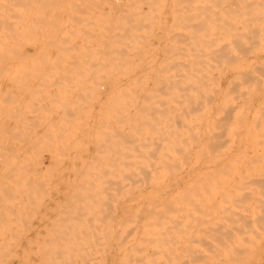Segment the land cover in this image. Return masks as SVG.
<instances>
[{"label": "rangeland", "instance_id": "rangeland-1", "mask_svg": "<svg viewBox=\"0 0 264 264\" xmlns=\"http://www.w3.org/2000/svg\"><path fill=\"white\" fill-rule=\"evenodd\" d=\"M3 1H5V0H3ZM6 1H11V0H6ZM20 1H24V0H20ZM28 1H30V0H28ZM44 1L46 2L45 4L39 3L40 7L41 6H43V7H45V6L51 7L52 6L53 7L55 5V3H57V4L59 3V0H58V2H57V0H53V1L48 0V2L46 0H44ZM50 1L54 5L51 4ZM54 1H56V2H54ZM73 1H75V0H73ZM73 1L71 0V3L69 4L67 2V0H63V3L61 0L60 4H63L64 6H66V8L67 7L78 8L79 5H81L79 7L80 9L81 8L83 9V7H84V4L81 3L82 1L87 2L89 5L91 3L90 8H92V6L95 4V6H93V7H95V9H98V7L103 6L102 3L105 6V7L103 6V9H107L106 6H108V5L106 3L108 1H109L108 2L109 6L113 5V2H116V1H117L116 3L118 4V0H114V1L112 0L113 2H111V0H105L106 1L105 3H104V0H94V2L99 1L100 3L98 2V4H100V5L94 3L93 0H90V1H92L94 4L92 2H90L89 0H76L77 3H79L78 5H77V3H74ZM261 2H263V1H261ZM0 3H3V2L0 0ZM47 3H50L49 6H47L48 5ZM65 4H69L70 6H67ZM32 5L33 4H29L28 6H32ZM63 5H60V7H58V8L64 7ZM0 6H14V5H12V4H10V5L0 4ZM25 6H27V5H25ZM34 6L36 7L35 4H34ZM114 6H116V5H114ZM86 7L88 8V5ZM164 17L165 18L168 17V20H170V17L168 15H165ZM169 24H171V22H169ZM256 24H259V23L257 21L255 23L252 21H249L247 23V25L238 24L237 27L240 29L239 31L243 36H241L239 38V40H238L239 43L237 42L236 44H232L228 49L224 48L226 46V43L219 44V47L221 46V47H223L221 49L225 50L223 60L217 63V64H219L218 65V73L219 74L217 75L218 85H216L215 82L213 84L214 87H216V88L218 87L219 91L217 92V91L209 90V93H208L207 98H206V99L210 100L209 109L206 110L204 108L205 98H203L201 101L202 104L196 105L194 107L193 106L190 107L189 111L187 113H185L184 119L186 122L185 124L187 126L182 127L180 125V123L178 122L180 120V118L176 117V121L178 122L177 127L179 128V131H181L182 129H185V131H187V130L191 131V133L189 135H187L185 138H183V142L178 145L179 149L183 148V151H185V153H187L189 155V157L187 159V162H189V163H186L184 165L185 169H188L190 166H192L193 161L195 160L196 154L203 149V147L206 145V143L215 139V141H218V143L220 145H222L219 148V150L223 151V154H225V153L227 154L226 155L227 157L226 156L221 157L222 160L220 162H222V163L220 164V166L223 165L224 169H226L227 171L228 170L230 171L229 176L233 175V174H235V175L229 177V179L231 178V182L229 179H228V181L224 180V182L220 181L221 184L219 183V181L218 182L216 181L213 183H209V184H211V186L209 185V187H208V185H207V187H208V189L209 188L211 189L210 190L211 192H214L213 189L217 190L219 188L218 189L219 191H220V189H222L224 191L226 188L227 190H231L230 191L231 193L227 190L224 191L225 192L224 193V192H221L222 191L221 190L220 191L221 193L218 192L220 195L217 193V200L216 199L213 200V199H211L213 196L209 198V196H210L209 193H211V192L208 189H205L206 192H204L202 194L203 198L197 197V196H199V197L202 196L200 194L197 195V192L202 193L204 191V188H206V183L205 184L203 183L205 187L203 185H200V186L204 187L202 189V187H198V185H195L196 187L191 185V182L189 180H188L189 183H188V181L186 183L182 182L183 188H185V186L190 184L189 187L187 186L189 188L188 190H187V188L186 189H182V187L180 188L183 190V192H182V190H180L178 192L176 189V188L180 187V185L182 186L181 182H178L177 184L176 183L170 184L171 186L174 184L173 188L171 187L172 190H170L171 188H168L169 187L168 184L165 185V187L163 186L164 190L168 188L167 191L169 193H167V191L165 190L166 191L165 194L167 193L168 198H170V199L174 198L173 200H176L175 198H177L176 203H175V201L173 202V200H171V202H169V203H172V202L174 203V204L170 205V208L172 206L175 207L176 205H178V203H179V205L182 204L181 207L188 205L187 207L185 206L184 209L185 208H187V209L192 208L193 206H195V205H193L194 203L197 204L196 200L194 201V198L195 199L198 198L199 200H197V201L199 202L201 200V203H198L197 205H200V204L202 205L203 203H205V205L203 204L205 208H203V206H200L202 208V210L204 209V211H200L199 209H201V208L199 206H198L199 208H197V206H195V208H197L196 210H198L197 212L195 210L196 216H197V213L199 214V211L201 213H203V214H199V215L203 216L207 207H208L206 210L207 212L209 211V213H210V210H212L215 213L216 209H219V208H216L215 206L218 204L220 205V204L224 203L223 204L224 206L221 205L223 207V208L221 207L223 212L221 210V211H218L217 214L219 213L218 214V216H219L220 212H221V213H223L221 215L222 216L225 215L224 217H226L228 215V214L226 215V213H229V215L227 216L228 218L226 217L227 218L226 219V218H223L222 216H221V218H219L217 216L214 217V214H213V217H212L214 219L213 226L218 223L217 226H214V227L211 225V223H209V221L212 222L213 219L210 218V220H207L209 225H211V227H209V228L211 230L214 229V231H215L214 233L212 232L213 234H211V235H208V233H207V238H209V239L212 238L211 240L213 242L215 241L214 244L210 245L212 243L211 240H209V243L211 242L209 244L208 241L204 240L205 237H203V239H201L203 236L202 234H204V236H205L206 235L205 233L208 232V230L210 231L209 234L211 233V230L209 228L206 227V229H208L206 231V229H202V227H201L203 225L208 226V224L206 222V215L203 216L205 218V220H203L204 219L203 217L201 218L200 216H198L201 218V220H200V218H198V217H197L198 219L194 218V216H195L193 214L194 212L192 213V211H190L194 207L192 209H189L190 213H192L194 216L191 215L189 213V211H187V209H185L187 211V213H186L187 216L191 215L190 216L191 219L193 216V219L195 221L197 219L198 221H196V223H197L196 224L193 219H192V221L189 219L190 222H188V226H187V223H186L187 221H185V218H186V220H188V217L185 214H182V215L179 214V217H178L179 223H183L185 221V223H186L185 230H188L187 227H189V231L188 232L186 231L187 232L186 233L184 230L185 234H183L182 232L184 229V225H182L183 226L182 227L183 229H182L181 225L179 224L180 225L179 228L182 229V232L180 230V233H182L184 236H187V234L190 233V235H192L191 237H193L194 234L195 235L197 234L196 236H198V233H199L200 236H198V237L194 236V237H196V240L194 238L191 239L188 235V238H189L188 240H190V239L193 240V243L195 245H193L191 240L189 241L190 243L186 242V241H188V240H186V237H183L182 239L181 238L178 239L177 238L178 236H176L177 239L176 238L174 239V236H173V238H171L172 240L170 241L171 243H173V245L170 244V247L173 246V247H171V250L173 248H175L174 247L175 242H176V240H179L180 242L178 241V244H180V245L178 246L176 244V246H178L180 248V249H178V247H177L178 251H176L175 249H173L172 251L171 250L170 251H163V250L145 251L147 253H157V254L150 255V256H142V257L136 256L135 258L134 257L125 258V257H121L119 255L116 256V254H119V253L121 255V252H120L121 248H122L121 246H123L122 244H123V241L125 240L124 237L126 236V234L128 232H130V229L133 230V229L139 227L141 217L139 218L138 216L141 215L143 217V216L147 215L146 214L147 211H145V213H144V210L147 208L146 207L143 208L144 207L143 202L145 200L142 199V201H141V199L139 200V199L133 197V196L137 197L139 195V193H138L139 190H136V189L138 188L139 185L141 186V183H145L144 181L147 182V180H145L146 178L144 176H142V179L144 177L143 182H142L141 178H140V180H136L137 183H135L136 181H134V183H135L134 185H137V186H136V188L130 187V190L132 188L133 189L135 188V189L134 190L132 189V191L128 192V193L126 192V190H123V187L120 186L121 180H119V178L122 179V177L119 175L118 171H120V170H118V168H120V167H117V166H119V165H117V163H118V158H121V157H118V155L119 156H121V155L117 154V156H116V153H119V151L122 150V146H123L122 144H123V141L125 138V134H124L125 131L123 132V129H125L126 126L124 124H123L124 128L121 126L122 125L121 123H124L123 118H119L121 115L119 114V111L115 110V109L119 108L117 103H118L119 99L121 98V97L117 96V94L120 92H118V93L116 92L117 90L121 91V87H122L121 85H123V83H122L123 80H121V81L119 80L120 83L117 80V78L120 79L121 75H118L120 77H118L117 75H113L115 73L117 74V72H112L113 74L111 75V73H109L110 72L109 70L108 71L105 70L104 73H106L107 76L105 74V75H102L103 77H101V75H100V74H102V72H100L101 70H92V71H95L93 73H91L92 71H90V70H89L90 73H87L88 70H85L84 71L85 73L81 70L82 71V73H81V71H79L77 69L80 73H75V72H77V70H75V69L72 70L73 68L67 69L69 71L72 70L73 73H71V71H70V73H67V72L65 73V72H62L64 70H62V71L59 70L58 71L59 74H57L56 73L57 70L53 69L56 74L54 72H52L53 74H50L51 70H48L50 68H48V69L47 68L46 69L40 68L43 70L45 69L47 72H50V73L48 74L46 71L44 72V71L38 70V69L37 70L35 69L36 70L35 74H33L34 69H31L32 73L30 70L25 71L27 74H25L24 71H21V73H15V72L13 73L12 71L10 72V70H12V69H10L9 71L8 70H6V72L4 71V73H5L4 74L3 70L0 69V79H1L0 80V98H1L0 104H2V105H0V111H1V109L3 110L0 112V120H1L0 121V124H1L0 125V142H1L0 143L1 144L0 145V179H2V180H0V183H1V185H0V210H1L0 211V217L2 218V219L0 218L1 219L0 222L2 220L6 221V222L2 221L0 223V229H1V226H3L1 229L2 232L0 230V234L2 233V235H3V236L0 235V237L2 236L0 238V242L2 240L3 241L5 240V242H6V240H7V242L11 243L10 244V243L6 242L4 244V242H1L0 244L3 243L2 244L3 247L0 245V247H1L0 251H3L6 248L5 251L3 252V253H6L8 251V249L10 248L9 250H10V254H11L12 253L11 247L13 248V250L16 249L15 250L16 252H18V250H19V253H17L19 260L17 259V256H16L17 254H15L14 251H13V254L15 255V257H10V260H9V256H12L13 254L6 255L8 252L6 254L2 253V255H6V257L2 256V258L8 259V260H4L5 263L19 264V263H21L22 256L24 255L23 259L24 258H25V260H26V258L28 259L27 264H42V263H40V261L43 260L46 256H49L51 251H53V250L56 251L57 247L59 248L60 246H62V247H60L61 250L64 249L67 251L68 248L70 249L72 247V243H73V247L71 249L72 250L74 248L76 249V246H77L76 250H78V252H79V253L76 252L77 254H80L81 252L84 253V251L86 252L87 251L86 249L88 247V251H90V253H91V250L93 248L92 252L93 251L94 252H93V254L91 253L90 255H92V256L95 255V256H93V258H92V256H91V258H89L90 255L87 254L88 252L84 253L83 254L84 256H85V254L88 256V258L86 260H84L86 257L81 256V254H82L81 253L79 256L82 259L79 260L80 257L77 254H75V250H73L74 253L71 250V252L73 254V262H72V256L71 255L67 256L68 255L67 253H71V252H69L70 250H68V252L65 253V256L67 257V259H66L64 254H63L64 250L62 253V251L60 249H58L59 251H57V252L61 251L63 256L61 255V253L60 254L57 253V255H56L57 258L55 257L57 259V261H55V264H59L58 263L59 259H60L59 262H62V264H65L64 263L65 261L63 258H65L67 263H69L71 261L72 264H75V262L77 264V261H78V264H80V262H82V260H83V262H82L83 264H90L92 262H93V264H171V260L172 261L175 260L176 264L178 263V261H179L178 264H197V263H199V264H239L241 261H242L241 264H245L247 261L249 262V264H261V263L264 264L262 262V257L264 256V247H263L264 244L263 245L261 244V242L264 243V238H263L264 236L261 238V235H260L261 233H264V229H263L264 227H262V225H260V223H257V226L260 225L261 226L260 228L263 229V230L260 229L263 232H261L258 227H257L258 228L257 230L254 229L256 231V233L258 231H260V234H259L260 236H257L258 234L254 233L255 231H251L252 227H251V229L249 228L250 226L254 225L255 222L252 221L253 224L250 222V225L248 223L249 221H251L250 219H252L253 217L255 218V216L260 214V212L262 210L260 211L259 207L263 206V208H264V200L262 199L263 198L262 194H264V191H263L264 190V181H260V182L255 181L254 183L250 182L251 187L248 183H246V181H245L246 179H242L239 182V179H241L242 176L246 175L245 172H247V168L252 167V166L264 167V164L262 163L264 161V158H262V154L260 156V153L255 152L257 155H254L255 153L252 150H250L251 145H250V142L248 140V136L246 135V134H249V133H246V129H248L249 132L251 133V134H249V136H253L255 138L257 136L259 127L261 126V124L264 123V104L261 103L263 101L260 100L261 98L264 97V35H260V37L258 36L259 32H258V27ZM261 27H263V26H261ZM250 29L254 30V33H248L247 30L249 31ZM157 41L158 40L154 38V40L152 39L151 42L152 43L154 42V44H155V43H157ZM156 46H157V44H156ZM155 56H156V54H155ZM157 56H158V58L161 57L160 54ZM29 71L31 74L28 73ZM17 72H20V71L17 70ZM22 72H24V74H22ZM38 72H40V73H38ZM94 73H97V74H94ZM114 76H117L116 79ZM4 77H6V78H4ZM17 77H21L19 81H18ZM24 77L27 80L24 79L25 80L24 81L23 80ZM37 77L38 78L41 77V80H40V78L38 80ZM97 77H98V81L100 80L101 82L100 81L98 82L97 80H95V78H97ZM105 77H107L106 78L107 80L109 78H111V79L114 78L115 82L117 80L118 83H116V84H118V86L115 84L113 85V83H115L114 81H112L113 79L111 80V82H113V83L109 82L108 84H111V85L108 86V84H107L108 81H106V79L102 80V78H105ZM44 78H46V80ZM12 79H14V80L17 79V80L12 81ZM21 80H22V82H21ZM105 81H106L107 85L103 84V83H105ZM109 81H110V79H109ZM150 83H151V81L149 82V84ZM25 86L28 87L29 92L27 91L28 89ZM30 86H31V88H30ZM119 86H121V87H119ZM107 87H109V88H107ZM113 87H115V88L117 87V89L113 90ZM107 91H108L109 95H110V91H112L111 92L112 96L115 94L114 92H116V94L113 97L110 95V97H111L110 98ZM30 92L32 94H30ZM3 93H4V95H3ZM112 93H114V94H112ZM107 95H108V97H107ZM23 96H24V98H23ZM116 96L119 99H117ZM120 96H121V93H120ZM19 97H21L23 100ZM229 97H232L235 101V102L234 101L233 102L236 103V105H238L237 110H235L234 112H229L228 110H226V109H229V107L226 109L224 108L225 107L224 104H225L227 98H229ZM13 100H16L17 102L20 101L19 105L17 106L16 104H14L15 101L13 102ZM35 100H36V102L39 100L38 102H40L41 104L36 103ZM245 100L248 101L247 104H245V102H246ZM259 100H260V103H259ZM9 101H10V103H8ZM24 101L27 103H25ZM30 101L33 103H31ZM21 102H22V105H24V106L21 105ZM29 102L31 103V105ZM113 102L114 103L116 102L115 104L118 108L116 106H113V105H115V104H113ZM13 104H14V107L11 106ZM37 104H38V106H37ZM109 104L111 105V107H109L110 106ZM118 104H121V101H119ZM243 104H245V105H243ZM39 105H41V106H39ZM16 106L17 107L20 106V107L17 108ZM119 106L121 107V105H119ZM26 107H28V108H26ZM113 110L116 112H114ZM2 112H4V113H2ZM113 112L117 113L118 117L116 116L117 114H114ZM8 113H9V116H8ZM204 113H209V117L207 119H205L204 121H202L201 116H203ZM113 116H114V118H113ZM8 117H10L11 119ZM115 117H117L118 119H116ZM6 118H7V120H6ZM2 120H3V122H2ZM8 120H10V121H8ZM111 120H112L113 124L111 123ZM117 120H120L121 123ZM180 121H182L184 123L183 119H181ZM10 123H13V125ZM116 123H119L120 124L119 127L123 128V129H121V133H120V131H117V129L119 127H117ZM109 124H110V126H109ZM231 124H233V126L236 128V134H235L236 138H235L233 143H231L227 139V135H226L227 131L225 130L227 128V126H229ZM111 126H112V130H111ZM114 127L116 130L114 129ZM1 128H4V129H1ZM117 132L119 133V136H118ZM10 133H11V135H10ZM115 133L117 135H114ZM216 133H217V138H216ZM112 134H113V136H112ZM117 137L120 139L119 140L116 139ZM261 139H262L261 137L257 138L258 141ZM116 140L119 142H120V140H122V142H120L122 146L120 145V143H119V145H120L119 146ZM3 142L5 143V145L3 144ZM111 145H113V146H111ZM116 145H118L117 146L118 150L120 147L119 151L116 149V147H115ZM246 146L249 149L248 152L243 151V150H245L244 148ZM4 147H7V148L5 149ZM113 147H115V148H113ZM5 151L7 154L5 153ZM108 151H111L112 153L108 152ZM115 151H117V152H115ZM246 153H248V154H246ZM121 154H122V152H121ZM5 155H10L12 157L11 158L12 159L11 164L9 162L10 157L8 156V158H7V156L5 157ZM3 157L6 158V161H5V158H3ZM205 157H206L207 161H206V163H202V165H204V167H205V165L211 166L210 165L211 163H209V161L212 158H210L209 156H208L209 157L208 158L207 153L203 158L205 159ZM254 157H255V160L258 159L257 163L254 160ZM111 159H112V161H111ZM204 159H203V162L206 160V159L205 160ZM223 159H225V161ZM8 162L10 165L7 164ZM225 162H227V165ZM4 163H5V165H4ZM114 163H116V164H114ZM114 165H116V166L114 167ZM233 165H235V166H233ZM234 167L236 168V170ZM232 168H234V169H232ZM231 171L233 173H231ZM237 171H238V174L240 173V175H237V173H236ZM189 173H191V172H189ZM241 173H243V174H241ZM234 176H235V179L233 178ZM3 177L6 179H4ZM114 177L117 178V180L114 179ZM243 178H245V177H243ZM3 179L5 180V182ZM233 179H234V181H232ZM236 179L238 180V182H236L237 181ZM2 181L5 184H3ZM234 182L241 184L240 187L242 186V188H241L242 192L240 191V193L237 194V192H239L240 187L238 185H233L232 183H234ZM247 182H249V181H247ZM214 183H217V185L220 184V186L216 187V184H215V188H214V186H213ZM223 183H225V184H223ZM258 183L263 185V187L258 185ZM229 184L230 185L232 184L233 186L231 185V187H230ZM246 184L251 188V190L253 189L254 185H255V187L259 186L257 188L254 187L255 188V189H253L254 191L252 190L253 195H255V197L248 193L251 190H249L250 188L249 189L247 188L248 186ZM134 185L132 183V186H134ZM143 185L144 184H142V187L140 188V190H142V188H143V190L146 188L149 189V186L147 185V183H145V185H144L147 187L144 188ZM243 185L247 186L245 191H244L245 187ZM191 186L193 187L192 191H193V194L195 195L194 197H193L192 191H189L192 189V188L190 189ZM222 186L224 189L222 188ZM197 187H198V189L201 188L203 191L195 189ZM234 187L235 188L237 187L236 190L238 188L239 189L236 191ZM118 188H120V189H118ZM174 188H175V190H174ZM258 188H261V189L258 190ZM121 189L123 190V192ZM194 189L196 191L197 190L198 191L194 192ZM185 190H186V193L184 192ZM233 190H234V193H233ZM260 190H262V191L260 192ZM172 191L173 192L176 191L175 193H173L174 195L172 194ZM246 191H248V192L246 193ZM256 191H257L258 195L256 194ZM132 192H133V194H131ZM190 192L192 195L190 194ZM216 192L211 193V195L215 194ZM226 192H227V194H226ZM228 192L231 194V196ZM258 192L262 193V194L260 195ZM124 193H127V194H124ZM176 193H177V196L180 195V197H181V195H183L181 197V198H183V199H181V202L178 201L180 199V198H178L179 196L178 197L175 196ZM223 193L225 194V196H223ZM232 193H233V196H232ZM243 193L244 194L246 193L247 196L244 198L238 199V198H240V195ZM134 194H136V195H134ZM168 194H169V196H168ZM171 194H172V196H171ZM188 194L190 196H192V197H189L190 199L192 198V201L188 197L185 198L186 196H188ZM221 194H222L223 198H222ZM228 194H229V197L227 196ZM234 194H236L235 195L236 197H234ZM127 195L131 197V198L128 197V198H130L129 200L134 198V200H138V201H134L132 199L133 201L128 202ZM204 195L206 198L208 196L209 201H207V199H206V201H204L205 200ZM249 195L251 197H249ZM219 197L221 198L220 199L221 201L219 200ZM230 197H231L232 201L234 200V198L236 201H239V203H238L234 200L235 204H237L238 207L237 206H233V207H235V209L237 211H239V210L243 211L242 209H244V211L242 213H241V211L239 212L240 214L237 213L236 210L233 211L234 208L232 207V205L234 204V202L231 203V200L229 199ZM232 197H234V198L232 199ZM241 197H243V196L241 195ZM213 198H216V195ZM258 198H259V200H258ZM170 199H169V201H170ZM185 199H187L186 200V202H188L187 204L186 203L184 204ZM227 199L230 201V202L228 201L230 203V208L224 209V207H229V203L226 202ZM4 200H6L7 203ZM212 200H213V203H215V205L214 204L210 205L211 206L210 207L209 203L211 202V204H212ZM215 200L217 201V204H216ZM218 200L222 203H220ZM243 200H245V201H243ZM252 200H254V201H252ZM262 200H263V203H262ZM2 201L6 204H2L3 203ZM8 201H10V202H8ZM122 201L128 205H126ZM193 201H194V203H193ZM202 201H204V202H202ZM259 201H261L260 203L263 205L261 206L260 204H258L259 205L257 207L259 209L258 213L256 212L257 208H255V209L252 208V210L247 209L250 207L249 203H250V205L255 206L257 204L256 202L259 203ZM137 202L141 203L142 207L139 208ZM129 203L135 204V205H133V206H135V208L132 205H130ZM240 203L241 204H243V203L247 204L248 203V205L247 206L243 205L244 207L242 206L243 207L242 208V207H240L241 206ZM183 204H184V206H183ZM2 205H4L5 208H3ZM191 205H192V207H191ZM206 205H207V207H206ZM125 206H126V209L124 208ZM128 206L130 208L129 211H131V210H133L134 212L137 211L136 212L137 214L141 211L140 209H144V210H142V212H140L141 214L139 213L138 216H136L137 215L136 213L133 214L132 211H131L132 213L128 212V209H127ZM130 206H132L133 209H131L132 207H130ZM136 206L139 208V212L136 209L137 208ZM145 206H146V204H145ZM231 207L233 208L232 210H230ZM178 208H180V207L171 208L170 209L171 214L174 213V215L178 216V213H177L179 210ZM214 208H216V209H214ZM263 208H261V209H263ZM123 209H124V211H123ZM208 209H210V210H208ZM227 209L230 212H228ZM175 210H176V212H175ZM180 210H179L180 213H185V211L182 212L183 211L182 208ZM245 210H247V211H245ZM254 210L257 213V215L254 212ZM232 211L237 214V217H239V215L241 216V218H238L241 220L240 221L241 223L246 221L249 226L245 225V222L242 223L241 225L239 223H237V222H239V220H236L237 217L234 216L236 214L233 213V215H231ZM248 211H249V213L251 211L253 213H255V216H253L251 218V216H252L251 215L252 212H251V214H249L250 215V217H249ZM245 212H247V213H245ZM209 213H207L208 214L207 219H209L210 214L212 212L210 214ZM262 213H263V211H262ZM126 214L128 216L130 215V217H132L131 221L127 220V219H129V217L127 218ZM242 214L244 216L246 214L247 215L245 216V218H243L244 216ZM133 215H135L136 218H133L134 217ZM174 215H172V216H174ZM180 215H181V217H180ZM183 215H185L184 218H183ZM261 215H264V214H260V216ZM123 216H125L126 218ZM172 216L170 215L171 218H174V217L177 218V216H174V217H172ZM211 216H212V214H211ZM231 216L232 217L234 216V218L235 217L236 218L233 219ZM260 216H259V218H258V216L256 217V218H258L256 222H258V221L262 222L263 221V223H264V219L261 220V218H263L264 216H261V217ZM171 218H170V221H173V222L175 221V223H177L176 221L178 219L175 220L176 219L175 218L173 220ZM180 218H182L183 222L180 220ZM215 218H217V220L219 218V220L216 221ZM256 218H255V220H256ZM10 219H12V220H10ZM61 219H65V220L61 221ZM125 219L128 221L127 224L129 226H130V222H132V221H134L132 223H135L137 226L135 224H132V223L131 224L133 226H130L132 228H129L127 224L125 226L120 225V224L126 223V221L123 222ZM221 219L224 221L223 222L224 224L227 222V221L225 222V220L231 219L233 221L230 222L228 220L229 225L231 223H233L234 225H237V226L239 225V226L238 227L235 226L236 228H234V231L232 228H230L232 231H229L228 230L229 227L225 228V226H229L227 223L225 225L223 223H221L222 221L219 223V221ZM75 220H78V221H75ZM138 220H139V224L137 222ZM234 220H236V221H234ZM173 222L172 223L170 222L171 225L173 224L172 225L173 230H171V231H175L174 230V224L175 223H173ZM191 222H192V224H191ZM201 222L204 224H201V226H199L200 224H198V223H201ZM235 222L237 224H235ZM7 223H9V224H7ZM61 223L67 225V226L64 225L67 228L66 231H63L65 228H59L60 230L57 228L58 226L64 227L63 225H61ZM68 223H69V225H68ZM110 223H111V225H110ZM185 223H183V224H185ZM193 223H195V225H194L195 228L197 225V228L199 226L200 229H202V230L198 231L197 228L195 229L194 227H192ZM1 224H3V225H1ZM22 224L24 227H21ZM205 224H207V225H205ZM220 224H223L224 227L221 228L222 226ZM233 224H231V225H233ZM86 225H87V227H86ZM107 225H108V227H107ZM242 225H245V227L247 226L250 230V231L248 230V232L249 233L252 232L254 234H252V236H251V233H250V236H249L248 232L246 231L247 229H245L244 226H242ZM9 226H11V227L9 228ZM49 226H50V228H49ZM78 226L80 227V229ZM82 226H83V228L84 227L85 228L83 229ZM88 226H89V228H88ZM134 226H135V228H133ZM218 226L221 229H218L219 228ZM240 226H242L241 227V230H242L241 235H243L242 237L244 239L246 238L248 240L247 243L245 242L246 240L244 241L242 239V237L241 238L239 237L240 235L238 232L241 231ZM255 226H256V224H255ZM70 227L75 228V229L70 231V230H68ZM122 227H125V228L127 227L129 229H125L126 231L123 229V232H122ZM232 227H234V226H232ZM11 228L12 229L14 228V229L12 230ZM175 228H177V227H175ZM190 228H193L194 230H192V229L191 230H192V232L194 231L195 233L193 232V234H192L190 232ZM203 228H205V227H203ZM242 228L245 229V231ZM115 229L119 232H116ZM224 229H225V232H223ZM23 230H25V231H23ZM3 231H4V233H3ZM50 231H51V234H50ZM57 231H59V233H56ZM176 231H177V229H176ZM176 231L171 232V234L173 235L175 233L176 235H179L178 233H176ZM202 231H204L205 233ZM219 231H220V233H219ZM227 231H229V232H227ZM243 231L247 233V234H245L246 236H244ZM17 232H18V234H17ZM47 232H48V234H47ZM60 232H62V233H60ZM63 232L65 235L63 234ZM81 232H82V234H81ZM108 232H110V234ZM233 232L235 235L234 238L235 237H236V239L238 238L237 239L238 243L244 242V243L248 244V242L251 239L253 240L255 237H257V239L261 238V241H260V239L257 240L256 238L254 240L259 242L261 245L258 244L257 242L255 243L253 241L254 242L253 243L252 241H250V243L255 248V250H254L253 248L249 247L250 245L245 246V245H242L244 243H242V244L240 243L239 245H242V247L245 246L244 248L240 247V248H242V250H240V248H238L239 245L237 247H235L238 243H236L235 245L231 244L232 241L230 240V237H231V239H233L234 243L236 240V239L234 240V238H233V234H232ZM235 232L237 233L238 237L236 236ZM12 233H13V235H12ZM84 233H85V235H84ZM222 233H224V235H225V233H227L226 236L228 235V233H229V235L232 234V235H230V237H228L229 235L227 236V238L229 240H228V242L227 241L226 242L230 243V244L226 245L227 247L233 246V247H235V249L238 248L242 252L240 253V251L235 250L233 247L232 248L235 250V252H233L232 248L230 250H232L233 253L229 252V251H225L227 249V247L225 246L226 249H224L222 247H224V245L227 244L224 241V240H226V236H224ZM19 234H21V235L18 236ZM40 234H42V235H40ZM182 234H181V237H182ZM255 234H256V236H255ZM14 235L16 237H14ZM71 235H73V236H71ZM89 235H91V236H89ZM97 235H98V237H96ZM109 235H111V236H109ZM119 235H121L120 238L118 237ZM217 235H218V237H215ZM247 235L249 236V239L247 238ZM262 235H264V234H262ZM42 236H44V237H42ZM56 236L59 237L57 240H56ZM68 236H69V241L67 238ZM80 236H82V238ZM209 236H211V238ZM219 236H222V237L220 238ZM109 237H110V239H109ZM116 237H117V240L118 239L119 240L124 239V240L118 242L115 239ZM199 237H200V239L197 240V238H199ZM251 237H253V238H251ZM11 238H13V239H11ZM36 238H38V240H35ZM47 238L50 239L49 242H47L48 241ZM53 238H55V239L53 240ZM63 238H65L66 240ZM101 238L104 240H102ZM207 238H205V239L207 240ZM223 238H224V240H223ZM239 238L242 240L239 241L240 240ZM30 239H32V240H30ZM75 239H77L78 243H77V241H75ZM81 239H83L86 242L82 241ZM220 239H222V240L220 241ZM16 240L19 244L17 242H15ZM87 240H89V243ZM216 240H218L219 242H217ZM50 241H51V243H50ZM67 241L68 242L73 241V242L68 243ZM172 241H174V242H172ZM196 241H199V242L196 243ZM203 241L207 244V246ZM222 241H223L224 245L221 243ZM42 242L43 243L45 242L44 243L45 248H44ZM53 242H56V244ZM102 242H104V243H102ZM116 242H118L119 244ZM181 242H182V245L186 244L184 246L189 248V249H186V250H188L187 252L185 251V249L184 250L182 249L185 247L181 245ZM29 243H31V244H29ZM79 243H81V244H79ZM200 243H202L203 245H201ZM216 243L217 244L220 243L221 245L220 244L216 245L217 247L220 246V247H218V249L215 248L216 246H214V249H216V250L212 249L213 250L212 251L210 249V246L213 248V245H215ZM7 244H9L10 247L7 246ZM36 244H37V246H36ZM51 244L54 247H52ZM98 244H99V246H98ZM189 244L190 245L192 244V246H194V247H196L197 244L200 245L201 246L200 250L203 247L202 249L205 250V251L202 250V252H204L203 255H202V252L200 253L198 251V254L199 255L201 254L198 257L196 255L197 250H195L196 251L195 252L194 249H191L192 247ZM256 244H258L261 247V249ZM5 245H6V247H5ZM82 245H84V246H82ZM96 245H97V247H96ZM18 246H19V248L17 249ZM22 246L24 247V252L26 254L28 252V254H27L28 257H26V254L22 251V249H23ZM80 246H82L85 250L83 248H81ZM47 247H49V248H47ZM50 247H52L53 249ZM55 247H56V249H54ZM95 247L97 248V250ZM247 247L251 248L252 251L249 248L248 249L251 252L249 250H247ZM2 248H4V249H2ZM40 248L42 250H39ZM46 248L48 250H51V251H48ZM98 248L100 249V251ZM117 248L118 249L120 248L119 249L120 251H118ZM220 248L222 249V251L221 250L219 251ZM25 249H28L30 251H28V250L25 251ZM81 249H82V251H81ZM102 249L104 251L103 253H102ZM115 249H117V250H115ZM196 249H199V246L196 247ZM223 249L225 252L223 251ZM243 249H245V251H243ZM258 249H260V250H258ZM32 250L33 251L35 250V251L31 252ZM246 250L249 251L250 253H253V251H254V253L249 254V252H247ZM257 250L259 252L263 251V252H261L262 255ZM40 251L41 252L44 251L43 255H45V257L42 254L38 253ZM45 251H48V252L46 253ZM183 251H185V253H187V254H184L186 256L183 255ZM191 251L193 252L192 255H191ZM210 251H211V253H210ZM123 252H125V251H123ZM208 252L210 253V255ZM213 252H215V253H213ZM245 252H247V253H245ZM21 253H23V255ZM95 253H97V254H95ZM113 253H114V255H113ZM173 253H176V254L181 253V254H177V255L180 258L182 255L183 261L179 260L178 256L175 257L176 254L174 255ZM217 253H218V255H217ZM223 253H228L229 257L226 256L227 254L223 255ZM231 253L236 254L235 255L236 257L234 255L232 256L233 258L230 257ZM52 254H50V256H52ZM204 254H207L209 256L207 257V255H204ZM212 254L215 256H213ZM219 254H221V255H219ZM244 254H248V255H245V256H247L246 258L248 260L245 258L247 261L244 260V257H245V256L243 257ZM19 255H22V256L19 257ZM59 255L61 258L63 257L62 258L63 260L61 258H59ZM74 255L77 256L75 259H74ZM187 255L189 257H187ZM193 255H195V257ZM54 256H55V254H53L52 257H54ZM40 257H42V258H40ZM68 257H71V260L69 258L70 261L68 260ZM234 257H235V259H234ZM242 257H243V259H241ZM256 257H257V259H256ZM0 258H1V256H0ZM114 258H116V259H114ZM229 258H230V260H229ZM250 258L252 259V261ZM47 259H48V257L45 258V260L41 261V262H43V264H44V263H46L45 261H47ZM90 259H92V260H90ZM198 259H199V261H198ZM263 259H264V257H263ZM53 260H55V259H53ZM74 260H76V261H74ZM95 260H96V262H95ZM243 260L245 263H243ZM84 261H85V263H84ZM97 261H99V262H97ZM259 261H260V263H259ZM15 262H17V263H15ZM23 262H24V260H22V263ZM24 263L26 264V262H24ZM46 264H48V263H46Z\"/></svg>", "mask_w": 264, "mask_h": 264}, {"label": "bare ground", "instance_id": "bare-ground-1", "mask_svg": "<svg viewBox=\"0 0 264 264\" xmlns=\"http://www.w3.org/2000/svg\"><path fill=\"white\" fill-rule=\"evenodd\" d=\"M1 1L3 3H0V4H4V5L12 4V5H14V6H0V69L3 70V73H4V71L6 72V70L9 71L10 69H12V70H10V72L12 71L13 73L14 72L15 73H21V71L25 72V71H28V70L31 71V69H34L33 74H35L37 69L38 70H42V71L45 72L46 68L47 69L50 68L48 70H51L50 71L51 73L46 71L48 74L49 73L53 74L52 73V72H54L53 69L57 70L56 71L57 74H59V72H58L59 70H61V71L64 70L62 72H65V73L66 72L70 73V71H71V73H73L72 70H74V69L75 70L78 69L79 71L82 70L83 72L85 70H88L87 73H90L89 70L90 71H92V70H101L100 72H102V74H100V75H101V77H103L102 75L106 74V73H104V71L105 70L106 71L109 70L110 71L109 73H111V75L113 74L112 72H117V74L115 73L113 75H117V76L121 75V77H122L121 78L120 76H118V77H120V79L117 78L119 83H120L121 80H123V82H122L123 85H121L122 87L119 86V87H121V91L120 90L116 91L117 93L118 92L121 93V96H120V93H118L119 95L117 94V96L121 97L120 98L121 100L119 98H117V96H116V98L119 99V101H121V104H118L119 101L117 103V105H118V107L120 109L116 106V104H115L116 102L115 103L113 102V104H115L113 106H116L118 108V109H115V110H118L119 114L122 116V117L120 116L119 118H123L124 123H121L120 120H117V121H119L122 124L121 125L122 127H123V124L126 126V128H125L126 130H125V129H123L124 127L123 128L119 127V125H120L119 123H116L117 127L120 128V129L118 128L117 131H120V133H121V129H123V132L125 131L124 132L125 138H124V141H123V144H122L123 146L120 143V142H122V140H120V142L116 140L118 145L120 143V145L122 146V150H120V147H119V150H120L119 151L117 149L118 145L115 146L116 149L119 151V153H116V156H117V154L121 155V156L118 155V157H121V158L117 157L118 158V163H119V164L117 163V165H119L117 167L121 168V169L118 168V170H120L118 172H119V175L122 177V179L119 178V180H121L120 186L123 187V190H126L127 193L131 192L133 188L130 190V187H135L136 188L137 185H134L135 183H137L136 180H140V178L142 179V176H144L146 178L145 180H147V182L146 181H144V182L147 183V185L149 186L150 190L147 189V188L144 189V190L142 188V190H140V188L142 187V184L145 185V183H141V186L138 184L140 186V187L138 186L139 189L138 188L136 189V190H139V192L137 191L139 193V195L136 192L135 193L138 195L137 197L132 195L134 198H137L139 200L141 199V201H142V199L145 200L143 202L144 203V205H143L144 207L143 208L146 207L147 209H145V210L144 209H140L141 210L140 212H142V210H144V213H145V211H147V213H146L147 215H145L143 217L141 215L138 216V214L140 213L139 212V208L142 207L141 206L142 204L137 202L139 208L136 206L137 207L136 209L138 210L139 213L137 214L136 213L137 211H135V212L133 210H131V211L133 212V214L136 213L137 214L136 216H138L139 218L141 217L140 218V225L137 228H135V226H134L133 228H135V229H133V230L130 229V232H128L126 234V236L124 237L125 240L122 238L123 237L122 236L121 238L124 241L121 240V239L117 240V237L115 238L118 242L119 241H123V244H122L123 246H121L122 247L121 251L119 250L120 248L119 249L117 248L118 251L121 252V255L118 252L119 254H116V256L119 255V256L125 257V258H130V257H134L135 258L136 256L142 257V256H150V255L157 254V253H147V252H145V251H148V250L170 251L171 247H173V246L170 247V244L173 245V243L170 242L172 240L171 238H173V236H174V239L176 238V236H178L177 237L178 239H180V238L182 239L183 237H186V240H188L189 239L188 235H189V237L191 239L194 238L196 240V237L200 236L199 233H198V236H196L197 234L196 235L194 234V236H196V237H194V236L191 237L192 235H190V233H188L187 236H184L183 234H185L186 231L187 232L189 231V227H187L188 230H185V227H186L185 225L187 223V226H188V222H190L189 219L192 221L193 216L194 215L196 216V212L198 211L196 209L199 208L200 206H203V208H205L204 207L205 203H203L204 205L203 204L202 205L201 204L197 205L198 203H201V200L199 202L197 201V200H199L198 198H201V197L203 198L202 194L204 192H206L205 189H208L209 185L211 186V184H209V183H213V182H216V181L217 182L219 181V183H220V181L224 182V180L228 181L229 177H231V176H233L235 174L229 176V172L230 171L229 170L227 171L226 169H224L223 165L220 166V164L222 163V162H220L222 160L221 157H224L227 154L226 153L223 154V151L219 150V148L222 145H220L218 143V141H215V139L212 140V141L207 142L206 145L203 147V149L196 154V157H195V160L193 161L192 166H190L188 169H185L184 165L186 163H189V162H187V159H188L189 155L187 153H185V151H183V148L179 149L178 145L183 142V138H185L187 135H189L191 133V131H188V130L185 131V129H182L181 131H179V128L177 127V123L179 122L182 127L187 126L185 124L186 122H185V119H184L185 113H187L189 111L190 107H192V106L194 107L196 105L202 104L201 101H202L203 98H205L204 108L206 110L209 109L210 100L206 99L207 95L209 93V90H213V91H217V92L219 91L218 87L216 88V87L213 86L214 82L216 83V85H218L217 75L219 74L218 73V65L219 64H217V63L223 60L224 51H225L224 49H221L223 47H221V46L219 47V44L226 43V46L224 48L228 49L232 44H236L238 42L239 38L241 36H243L240 33V31H239L240 29L237 27L238 24L247 25V23L249 21H252L254 23L257 21L259 23V24H256L257 27H258V32H259L258 36L260 37V35H264V0H118V4L116 3L117 1L113 2L114 0L113 1L111 0V2H113V5H111L112 4L111 3L110 4L111 6H109V4H108L109 1H108L106 3L108 5V6H106L107 9H103V6H104L103 3H102L103 6H100V7H98V9H95V7H93V6H95L94 3L98 4L99 1L98 2H94V0H93L94 3L89 0L90 2H92L94 4L92 6V8H90L91 3L89 5L85 1L81 2L82 4H84V7L86 9L83 6H82L83 9L82 8L80 9L79 7L81 5H79V7L77 6L78 8H75V7H71V8L67 7L66 8V6H64L63 4H60L61 0H59L58 4L55 3V5L53 3H51V1H50V3L54 5L53 7L52 6L51 7H46V6L45 7H43V6L40 7L39 3H44V4L46 3L44 0H30V1H28V0H24V1H20V0L6 1L5 0L6 2L3 1V0H1ZM46 1L48 2V0H46ZM69 1L67 0V2L70 4L71 0H69ZM75 1H73V2L77 3V1L76 2ZM261 1H263V2H261ZM54 2H56V1H54ZM57 2H58V0H57ZM105 2L106 1L104 0V3ZM50 3H47L48 4L47 6H49ZM62 3H63V0H62ZM29 4H33V5L32 6H28ZM34 4L36 5V7L34 6ZM59 4L63 5L64 7L58 8V7H60ZM69 4H65V5L70 6ZM78 4L79 3H77V5ZM25 5H27L28 7L25 6ZM85 5L86 6L88 5V8ZM98 5H100V4H98ZM114 5H116V6H114ZM165 15H168L170 17V20H168V17L165 18L164 17ZM169 22H171V24H169ZM261 26H263V27H261ZM247 32L248 33H254V30L250 29L249 31L247 30ZM154 38L158 40L157 43H155V44H154V42L153 43L151 42L152 39L154 40ZM156 44H157V46H156ZM155 54H156V56H155ZM159 54L161 56L160 58H158V56H157ZM40 68H45V69L43 70V69H40ZM67 69H72V70L69 71ZM17 70L20 71V72H17ZM78 70H77V72H75V71L74 72L75 73H80ZM30 71L28 73H30ZM82 71H81V73H82ZM24 72H22V74H24ZM93 72H95V71H92L91 73H93ZM31 73H32V71H31ZM38 73H40V72H38ZM25 74H27V73L25 72ZM94 74H97V73H94ZM106 76H107V74H106ZM117 76H114L115 79H116ZM4 78H6V77H4ZM20 78L21 77H17L18 81L20 80ZM39 78L41 80V77H39ZM39 78H38V80H39ZM106 78L107 77L102 78V80L106 79ZM17 79H15V80L12 79V81H16ZM24 79H26V78L24 77L23 80ZM44 79L46 80V78H44ZM109 79H110V81H109ZM109 79L108 80L106 79V81H108L107 84L109 82L113 83V82H111L112 79H113L112 81L115 82L114 78H112V79L109 78ZM95 80L98 81V77L95 78ZM117 80H116L115 83H113V85L115 84V85L118 86V84H116V83H118ZM106 81L103 84L107 85ZM150 81H151L152 84L151 83L149 84ZM21 82H22V80H21ZM110 85L111 84H108V86H110ZM26 88L28 89V87H26ZM30 88H31V86H30ZM107 88H109V87H107ZM114 89H117V87L116 88L113 87V90ZM27 91L29 92V89ZM111 92L112 91H110V95H111ZM116 92H114V93L116 94ZM107 93H108V91H107ZM114 93H112V94H114ZM30 94H32V93L30 92ZM3 95H4V93H3ZM108 95H109V93H108ZM108 95H107V97H108ZM110 95H109V97H110ZM19 98H21V97H19ZM23 98H24V96H23ZM16 100H13V102L15 101L14 104H16L18 106L20 101L17 102ZM260 100H262L263 102H261V103L264 104V97L261 98ZM260 100H259V103H260ZM38 101L36 102V100H35L36 103H40ZM233 101H234V99L232 97H229V98H227V100H226V102L224 104V106H225L224 108L225 109L229 107V109H226L229 112H234L238 108V105H236V103H234L235 101L234 102ZM247 102L248 101H246L245 104H247ZM8 103H10V101ZM25 103H27V102H25ZM31 103H33V102H31ZM31 103H30V105H31ZM14 104L11 105V106L14 107ZM245 104H243V105H245ZM0 105H2V104H0ZM21 105H22V102H21ZM119 105H121V107ZM22 106H24V105H22ZM37 106H38V104H37ZM39 106H41V105H39ZM19 107H17V108H19ZM109 107H111V105ZM26 108H28V107H26ZM1 111H3V110L1 109ZM4 112H2V113H4ZM114 112H116V111H114ZM114 114H117V113H114ZM8 116H9V113H8ZM116 116L118 117V114ZM117 117H115V118L118 119ZM176 117L180 118V120L183 119L184 123L182 121H180V120L177 122L176 121ZM208 117H209V113H204L203 116H201V120L204 121ZM8 118H10V117H8ZM113 118H114V116H113ZM6 120H7V118H6ZM8 121H10V120H8ZM2 122H3V120H2ZM111 123H112V120H111ZM10 124L13 125V123H10ZM110 124H109V126H110ZM1 129H4V128H1ZM114 129H115V127H114ZM111 130H112V126H111ZM225 130L227 131V134H226L227 135V139L231 143H233L235 138H236L235 137L236 128L233 126V124H231V125L227 126V128ZM246 133L251 134L248 129H246ZM249 134H246V135L248 136V140H249L250 145H251L250 146V150H252L254 153L255 152L256 153H260V156L262 154V158H264V123L261 124V126L259 127L257 136L255 138L253 136H249ZM10 135H11V133H10ZM114 135H117V134L115 133ZM112 136H113V134H112ZM118 136H119V133H118ZM258 137H261L262 139L258 141L257 140ZM216 138H217V133H216ZM116 139L119 140L120 138L117 137ZM3 144L5 145L4 142H3ZM113 145H111V146H113ZM115 147H113V148H115ZM4 148L6 149L7 147H4ZM244 149H245V150H243L244 152H248V150H249L247 146ZM108 152H111V151H108ZM115 152H117V151H115ZM121 152H122V154H121ZM5 153H6V151H5ZM206 153H207V157L209 156L212 159L209 161V163H211L210 164L211 166L205 165V167L207 166L205 168L204 165H202V163H206V161H207L206 157H205L206 160L203 158L206 155ZM256 153L254 155H257ZM246 154H248V153H246ZM6 156H7V158H8V156L10 157V159H9L10 161L9 162L11 164L12 163V161H11L12 157L10 155H5V157ZM5 157H3V158H5ZM255 157H254V160H255ZM203 159L205 160L204 162H203ZM223 160L225 161V159H223ZM257 160L258 159L255 160L256 163H257ZM5 161H6V158H5ZM111 161H112V159H111ZM9 162L7 164H9ZM225 163L227 165V162H225ZM262 163L264 164V161ZM114 164H116V163H114ZM4 165H5V163H4ZM115 166L116 165H114V167ZM233 166H235V165H233ZM234 168H232V169H234ZM235 170H236V168H235ZM232 171H231V173H233ZM238 171L236 173H237V175H240V173L238 174ZM189 172H191V173H189ZM245 173H246V175L242 176L241 179H239V182L242 179H246L245 181H246V183H248L250 185V187H251L250 182L254 183L255 181L256 182L264 181V167L252 166V167L247 168V172H245ZM241 174H243V173H241ZM144 177H143V179H144ZM243 177H245V178H243ZM233 178L235 179V176ZM4 179H6V178H4ZM114 179L117 180V178H115V177H114ZM143 179H142V182H143ZM234 179L232 181H234ZM0 180H2V179H0ZM188 180L191 182V185H193V186L198 185V187H202L200 185L204 186V184L206 183V188H204L205 186L202 187V189L204 188V191L201 188H199V189H198V187L195 188V189H198L200 191L202 190L203 191L202 193H198L197 192L198 190L196 191L194 189V192H197V195L198 194L202 195L200 197L196 195L198 198L197 197H196L197 199L194 198V201L196 200L197 204H195L194 201H193L194 204L191 202L193 205L197 206V208H195V206H193L194 207L193 208L192 205H191V207L193 209L188 207L189 209H192L190 211H192V213L194 212L193 213L194 215L192 213H190L189 209L185 208V209H187V211H189V213L191 215H193L192 219L190 218L191 215H188V216L186 215L187 211L184 209L185 206L186 207L188 206V205L184 206L185 203L186 204L188 203V202H186L187 199H185V202L183 201L184 202V204H183L184 207H181L182 204L179 205V203H178L179 206L175 204L176 205L175 207L174 206L171 207V208L180 207V208H178L179 210L181 208H182V210L184 209L182 212L185 211V213H180L179 210H178V212H177L178 216H177V215H174V213L171 214V211H170V209H171L170 205L174 204L173 203L174 201L176 203L177 202L176 201L177 198H175L176 200H173L174 198L170 199V198L167 197V193H169L167 191L168 188H171V187L173 188V185L175 183L177 184L178 182H181V184H182V182L186 183ZM229 180L231 182V178ZM134 181H136V182L134 183ZM189 181H188V183H189ZM247 181H249V182H247ZM4 182H5V180H4ZM4 182L2 181L3 184H5ZM236 182H238V180ZM132 183H133L134 186H132ZM172 183H174V184L171 186L170 184H172ZM225 183H223V184H225ZM234 183H232V184L233 185H238L239 187L241 185V184H238V183H235V184ZM167 184L169 185V187L167 189H165L167 191V193L165 194L166 191L163 189V186L165 187V185H167ZM215 184H216V187H217V186H220L221 183L218 184V185H217V183H214V185H213L214 188H215ZM0 185H1V183H0ZM207 185H208V187H207ZM231 185H230V187H231ZM246 185H243L245 187V188L243 187L244 191L246 190V187L248 186V185L247 186ZM258 185L263 187V185H261L260 183H258ZM187 186L189 187L190 184L187 185ZM187 186H185V188H183V184H182V186L180 185V187H178L179 189L178 188H176V189H177L178 192L180 190L186 189V188L188 190L189 188ZM145 187H147V186H144V188ZM181 187H182V189H180ZM250 187L248 186L247 188L249 189ZM254 187H255V185H254ZM254 187H253V189H255V188L259 187V186H256L255 188ZM172 188L170 190H172ZM222 188H223V186H222ZM236 188H235V190H236ZM241 188H242V186L240 187V189L238 188L239 192H237V194L240 193V191L242 192ZM118 189H120V188H118ZM190 189L191 190H189V191H192L193 187L191 186ZM259 189H261V188H258V190ZM123 190H122V192H123ZM174 190H175V188H174ZM208 190L210 191L211 189L209 188ZM217 190L213 189L214 192H216ZM221 190L222 189H220V191ZM226 190L227 189L225 188L224 191H226ZM249 190H251V188ZM252 190L250 192L246 191V193L248 192L250 195L255 197V195H253V191L254 190L253 191ZM262 190H260V192ZM173 191H172V194L176 192V191L175 192H173ZM220 191L218 190L215 194H212V195H211V193H214V192L210 191L211 193H209V195H210L209 198L212 197V196L214 197L216 195V198L212 197L211 199H213V200L216 199L217 200V193L220 192ZM224 191L222 190L221 192H224ZM227 191L230 192L231 190H227ZM133 192L131 194H133ZM182 192H183V190H182ZM184 192L186 193V190ZM127 193H124V194H127ZM224 193H223V196H225ZM233 193H234V190H233ZM233 193H232V196H233ZM136 194H134V195H136ZM172 194H171V196H172ZM190 194H191V192H190ZM192 194H193V191H192ZM226 194H227V192H226ZM229 194L227 195L228 197H229ZM245 194L244 193L241 194L243 197H241V195L239 194L240 198H238V199L246 197L247 194L246 195ZM256 194H257V191H256ZM259 194L261 195L262 193H259ZM128 195H127L128 202L129 201L130 202L133 201L134 198H132L133 200L132 199L129 200L131 197L128 196ZM235 195L236 194H234V197H236ZM250 195H249V197H251ZM262 195H263L262 199L264 200V194H262ZM168 196H169V194H168ZM175 196H177V193H176ZM178 196L177 197L180 198L178 201L181 202V199H183L181 197L183 195H181V197H180V195H178ZM194 196L195 195L193 194V197ZM221 196H222V194H221ZM223 196H222V198H223ZM230 196H231V194H230ZM128 197H130V198H128ZM187 197L189 198V197H192V196H190L188 194V196H186L185 198H187ZM234 197H232V199ZM209 198H208V196L206 198L205 195H204V199H205L204 201H206V199H207V201H209L208 200ZM259 198H258V200H259ZM169 199H170V201H169ZM220 199L221 198L219 197V200ZM229 199L231 200V197ZM171 200H173V202L169 203V202H171ZM190 200L192 201V198ZM213 200H212V204H211V202L209 203V206L213 205V204L215 205V203H213ZM234 200H235V198H234ZM234 200L233 201L231 200V203L234 202V204H235L236 200L235 201ZM254 200H252V201H254ZM263 200H262V203H263ZM4 201L6 202V200H4ZM134 201H138V200H134ZM204 201H202V202H204ZM228 201L229 200L227 199L226 202H228ZM243 201H245V200H243ZM8 202H10V201H8ZM236 202L239 203V201H236ZM260 202L261 201H259V203L256 202L257 206L256 205L255 206L250 205V203H249V206L251 208L249 207L247 209L248 210L249 209L252 210V208L255 209V208H257L259 206L258 204H260L262 206L263 204H261ZM6 203L3 202L2 204H6ZM123 203H125V202H123ZM220 203H222V202H220ZM244 203L243 204L240 203V205H241L240 207H242L243 205H245V206L248 205V203L247 204H244ZM145 204H146V206H145ZM216 204H217V201H216ZM223 204L224 203H222L220 205L218 204L215 207L220 209L222 207L221 205H223ZM234 204L232 205V207L233 206H237V204H235V205ZM126 205H128V204H126ZM130 205L133 206L135 204L131 203ZM207 205H206V207H207ZM2 206H3V208H5L4 205H2ZM132 206H130V207H132ZM133 207L135 208V206H133ZM133 207L131 209H133ZM232 207H231L230 210H232L234 208L233 211H235L236 210L235 207H233V208ZM124 208L126 209V206ZM207 208H206V210H207ZM216 208H214V209H216ZM222 208L220 210L216 209L215 213L212 210H210L211 208L208 209V210H210V213L212 212L211 213L212 216L209 213V211L207 212L205 210L204 215H206V222H207V220H210V218L213 217V214H214V217L217 216V217L221 218V216H222L221 214H223V213L220 212V215L218 216L219 213L217 214V212L221 211ZM225 208H230V203H229V207H224V209ZM259 208H260V211L261 210L263 211V213L261 211L260 214H264L263 206L259 207ZM261 208H263V209H261ZM127 209H128V212H131V211H129V209H130L129 206H128ZM176 210H175V212H176ZM195 210H196V212H195ZM199 210L200 211H204V209L202 210V208L199 209ZM242 210L244 211V209H242ZM258 210L259 209L257 208L256 209L257 213H258ZM123 211H124V209H123ZM200 211H199V214H203ZM227 211H228V209H227ZM233 211H232V214L230 213L231 215H233V213H234ZM240 211L241 210L237 211V213H239ZM243 211H241V213ZM245 211H247V210H245ZM222 212H223V210H222ZM228 212H230V211H228ZM251 212L249 213V211H248V216L249 217H250L249 214H251ZM254 212H255V210H254ZM207 213L210 214L209 219H207L208 218L207 217V215H208ZM245 213H247V212H245ZM255 213L252 212L251 218L253 216H255ZM257 213H256V215H257ZM179 214H181V215L185 214L188 217V220H186V218H185V221H187L186 223H185V221L184 222L182 221V218H180V220L183 223H185V224L179 223V219H178ZM199 214L197 213V216L196 217L194 216V218H197L198 216H200ZM227 214L229 215V213H226V215ZM234 214H236V213H234ZM260 214L257 215L258 218H259ZM130 215L128 216L126 214L127 218L129 217V219H127V220L131 221L132 217H130ZM170 215L171 216L172 215L177 216V218L174 217V216H172L174 218H171ZM181 215H180V217H181ZM185 215H183V218H184ZM133 216H134L133 218H136L135 215H133ZM203 216H200V217L202 218ZM224 216H222V217L223 218L227 217V216L226 217H224ZM234 216L237 217V214L234 215ZM234 216L233 217L231 216V217L233 219H235L236 217L234 218ZM245 216L243 218H245ZM257 216H255V218ZM261 216H264V215H261ZM123 217H125V216H123ZM200 217H198V218H200ZM170 218L173 219V220L175 218H176L175 220L178 219L176 221L177 223H175V221L174 222L170 221ZM201 218H200V220H201ZM219 218H218V220H219ZM238 218H241V216L239 215V217H237V219H236V220H239V222H237V223H239L240 225L245 222V225L249 226L250 222L252 223V221H254L255 222L254 225L249 227L250 229L252 227L251 231H255L258 228H259V230L260 229L261 230L264 229V228L263 229L260 228L261 227L260 225H262V227H264L263 226L264 225L263 221L262 222H259V221L256 222L258 218H256V220H255L254 217L252 219L249 218L251 220V221L248 222L249 225H248V223L246 221L241 223L240 222L241 220L238 219ZM197 219H196V221H198ZM215 219H216V221H218L217 218H215ZM263 219H264V217L261 218V220H263ZM10 220H12V219H10ZM62 220H65V219H61V221ZM127 220L125 219L123 221V222L126 221L125 224H120V225L125 226L128 223ZM203 220H205V218ZM228 220H225V222L227 221L226 223L229 225L228 222L229 221L231 222L233 220H231V219L229 221ZM236 220H234V221H236ZM2 221L6 222L5 220H2ZM75 221H78V220H75ZM196 221H195V223H196ZM132 222H134V221H132ZM132 222H130V226H133L132 224H135V223H132ZM137 222L139 224V220ZM170 222L171 223L173 222V223L176 224V225L174 224V230L176 231V229H177L176 233H178L179 235H176L175 233L173 235L171 234V232H175V231H171V230H173V228H172L173 224L171 225ZM220 222L223 223L224 221L221 219L219 221V223ZM63 223H61V225L67 226L66 224H63ZM195 223H193L192 227H194ZM209 223H211V225L213 226L214 219L212 220V222L209 221ZM209 223L207 222L208 226H204V225L201 226V224H204L202 222L198 223V224H200L199 226H201L202 229H206V227L207 228L211 227V225H209ZM237 223L235 222V224H237ZM257 223H260V225L257 226ZM7 224H9V223H7ZM179 224L181 225V228L183 227L182 225H184V229L182 228L183 232H182V229L179 228L180 227ZM191 224H192V222H191ZM207 224H205V225H207ZM217 224L214 225V226H217ZM223 224H220L222 226L221 228L224 227L225 224L224 225ZM231 224H233V223H231ZM231 224L229 226H225V228L229 227L228 228L229 231H232L230 228H232L233 231H234V228L239 226V225L237 226V225H234V224L231 225ZM255 224H256V226H255ZM1 225H3V224H1ZM68 225H69V223H68ZM110 225H111V223H110ZM245 225H242V226H244V228L247 229L246 231L248 232L249 228L247 226L245 227ZM65 226L64 227H59L58 226L57 228L58 229L59 228H65L63 231H66L67 228ZM130 226L128 225L129 228H132ZM199 226L197 228V225H196V228H197L198 231L199 230L201 231L202 229H200ZM232 226H234V227H232ZM242 226H240V230H241ZM2 227L3 226H1V229H2ZM10 227L11 226H9V228ZM21 227H24L23 224H22ZM86 227H87V225H86ZM107 227H108V225H107ZM175 227H177V228H175ZM203 227H205V228H203ZM49 228H50V226H49ZM70 228L68 229L70 231L75 229V228H71V229ZM82 228H83V226H82ZM88 228H89V226H88ZM129 228L122 227V232H123V229L125 230V229H129ZM221 228L219 227L218 229H221ZM79 229H80V227H79ZM191 229L192 230H194V229L190 228V232L193 234L194 231L192 232ZM245 229H243V230L245 231ZM180 230H181V232L183 234L180 233ZM184 230H185V232H184ZM207 230L208 229H206V231ZM23 231H25V230H23ZM204 231H202V232H204ZM229 231H227V232H229ZM260 231H258L259 233L258 232L256 233V231L254 233L258 234L257 236L261 235V238H262L264 236L262 234H264V233L260 234ZM1 232H2V230H1ZM116 232H119V231L116 230ZM209 232L210 231L208 230V232L205 233L206 234L205 236H204V234H202L203 236H202L201 239H203V237L207 238V233H208V235H211L215 231H214V229H212L210 234H209ZM223 232H225V229H224ZM261 232H263V231H261ZM3 233H4V231H3ZM56 233H59V231H57ZM60 233H62V232H60ZM108 233L110 234V232H108ZM219 233H220V231H219ZM238 233L240 235L239 237L241 238L243 236V235H241L242 234V230L240 232H238ZM250 233H251V236H252V234H254L252 232H250ZM250 233L248 232L249 236H250ZM17 234H18V232H17ZM47 234H48V232H47ZM50 234H51V231H50ZM63 234H64V232H63ZM81 234H82V232H81ZM181 234H182V237H181ZM222 234L224 235V233H222ZM226 234L227 233H225L224 236H226ZM232 234H233V238H234V236H235L234 232ZM232 234H230V235H232ZM235 234L237 236L236 232H235ZM245 234H247V233L244 232V236H246ZM256 234H255V236H256ZM0 235H2V233ZM12 235H13V233H12ZM20 235L21 234H19L18 236H20ZM40 235H42V234H40ZM73 235H71V236H73ZM84 235H85V233H84ZM121 235H119L118 237L120 238ZM228 235H229V233H228ZM230 235L228 237H230ZM82 236H80V237L82 238ZM89 236H91V235H89ZM109 236H111V235H109ZM227 236H226V240H224V238H223V240L225 242L226 241L228 242V240H229L227 238ZM249 236L247 235L248 239H249ZM14 237H16V236L14 235ZM42 237H44V236H42ZM96 237H98V235ZM209 237L211 238V236H209ZM215 237H218V235L215 236ZM219 237L221 238L222 236H219ZM58 238L59 237L56 236V240ZM65 238H63V239H65ZM67 238H68V241H69V236ZM205 238H204V240L208 241V243H209V240L212 239V238L211 239L207 238V240H206ZM251 238H253V237H251ZM255 238L257 239V237H255ZM261 238H258V239H260V241H261ZM11 239H13V238H11ZM50 239H48L47 242H49ZM54 239L55 238H53V240ZM109 239H110V237H109ZM199 239H200V237L197 238V240H199ZM235 239H236V237L234 238V240ZM237 239L235 240V243H234L233 239H231V237H230V240L232 241L231 244L235 245L236 243H238ZM242 239L244 241L246 240L245 242L247 243L248 240L246 238L244 239L242 237ZM242 239H240L239 241H241ZM254 239L253 240L251 239L250 241H252V242L254 241L256 243L257 241L254 240ZM30 240H32V239H30ZM35 240H38V238H36ZM81 240L84 241L83 239H81ZM102 240H104V239H102ZM190 240H188L186 242H189ZM221 240L222 239H220V241ZM75 241H77V239H75ZM87 241L89 243V240H87ZM174 241H172V242H174ZM178 241L179 240H176L177 243L175 242V245H174L175 248H173L176 251H178L177 247L180 245V244H178ZM191 241L193 243V240H191ZM216 241L219 242L218 240H216ZM250 241L248 242V244H246L244 242H240V243L241 244L244 243L242 245H245V246L246 245L247 246L250 245L249 247H251V248H253L255 250V248L250 243ZM1 242H4V244H5L7 242V240H6V242H5V240L4 241L2 240ZM15 242H17V240ZM56 242H53V243L56 244ZM72 242H68V243H72ZM84 242H86V241H84ZM118 242H116V243H118ZM197 242H199V241H196V243ZM211 242H210L211 244L209 243L210 245L214 244L215 241L213 242L211 240ZM7 243H10V242H7ZM44 243H43V246L45 248ZM50 243H51V241H50ZM77 243H78V241H77ZM102 243H104V242H102ZM221 243L224 245L223 241ZM240 243H238L235 247H237ZM257 243L260 244L259 242H257ZM2 244H0V245L3 247ZM29 244H31V243H29ZM37 244H36V246H37ZM79 244H81V243H79ZM176 244L178 246H176ZM200 244L203 245L202 243H200ZM219 244L220 243H218V244L216 243L215 245H213V248L209 245L210 249L211 250L212 249L216 250V249H214V246L219 245ZM228 244H230V243L225 244L224 247H222V248L226 249V247H227L226 245H228ZM258 244H256V245H258ZM261 244L263 245L264 243L261 242ZM181 245H182V242H181ZM184 245H186V244H184ZM184 245H182V246H184ZM193 245H195V244L193 243ZM197 245H196V247L199 246V249H196V247L192 246V244L190 246L192 247L191 249H194V251L197 250V252L196 251L195 252L197 253L196 255L199 257L201 254L199 255L198 251L201 253L202 250L203 251H205V250L202 249L203 247L200 250L201 246L200 245L197 246ZM242 245H239L238 248L242 247ZM7 246L10 247L9 244H7ZM82 246H84V245H82ZM82 246H80V247L83 248ZM98 246H99V244H98ZM206 246H207V244H206ZM5 247H6V245H5ZM52 247H54V246L52 245ZM52 247H50V248H52ZM56 247L54 249H56ZM60 247H62V246H60ZM60 247L59 248L57 247L56 251L55 250H53V251L48 250L47 248H49V247L46 248L48 251H51V253L49 252L50 254H52L55 251L53 253V254H55L54 257H52L53 254H52V256H50L49 253H48L49 256L45 257V255H43L44 251L43 252L40 251L38 253L42 254L45 258L48 257V259H47L48 262L45 261L46 263L55 264V261H57V259H56L57 258L56 257L57 253L60 254L61 251L63 253V250H64V249L61 250ZM72 247H73V243H72ZM96 247H97V245H96ZM218 247H220V246H218ZM218 247L216 246L215 248L218 249ZM229 247H227V249L225 251L232 252V250H230V249L233 246H229ZM235 247H233V248L235 249ZM244 247H242V248H244ZM249 247H247V250H249V249L251 250V248H249ZM258 247H260V246L258 245ZM4 248H2V249H4ZM18 248H19V246L17 247V249ZM71 248L70 249L68 248L67 251L64 250V253H63L64 256H65V253L68 252V250H70L69 252H71V250H72ZM238 248L235 249V250H238V251L242 250V248H240V250ZM5 249L3 251H0V256H1L0 264H9V263H5V261H4V260H8V259L2 258V256L6 257V255L10 254V250H9L10 248L8 249V251L6 250L8 252V253L6 252L7 254L3 253L5 251ZM11 249H12L11 250V252H12L11 254H13V251L15 252V254L19 253V250H18V252H16L15 251L16 249L13 250L12 247H11ZM28 249H25V251L28 250ZM58 249H60L61 251L57 252V251H59ZM76 249H77V246H76ZM76 249L75 248L73 249V250H75V254L79 253L78 250H76ZM117 249H115V250H117ZM178 249H180V248L178 247ZM182 249L183 250L185 249V251L187 252L188 250H186V249H189V248L185 247V248H182ZM224 249H223V251H224ZM234 249H233V252H235ZM245 249H243V251H245ZM260 249H261V247H260ZM260 249H258V250H260ZM39 250H42V249L40 248ZM73 250H72V252L74 253ZM86 250L87 251L86 252L84 251V253L88 252L87 253L88 255H90L91 253L93 254V252H94V251L92 252L93 248L91 250V253H90V251H88V247H87ZM96 250H97V248H96ZM220 250L222 251L221 248L219 249V251ZM22 251L24 252V247H23ZM28 251H30V250H28ZM34 251L32 250L31 252H34ZM48 251H45V252L47 253ZM81 251H82V249H81ZM99 251H100V249H99ZM123 251H125V252H123ZM185 251H183V255L187 254V253H185ZM249 251H247V252H249ZM72 252L71 253H67L68 255L67 254L66 255L67 256L71 255L72 256V262H73V254H72ZM103 252L104 251L102 249V253ZM241 252L242 251H240V253ZM247 252H245V253H247ZM250 252H249V254H253L254 253V251H253V253H250ZM261 252H263V251L259 252L262 255ZM2 253L6 254V255H2ZM62 253H61V255H62ZM84 253H82L81 256H84L83 255ZM203 253L204 252H202V255H203ZM210 253H211V251H210ZM210 253H209V255H210ZM213 253H215V252H213ZM232 253H231L230 257H232L233 255L234 256L236 255V254H232ZM21 254L23 255V253H21ZM27 254H28V252H27ZM27 254H26V257H28ZM80 254H77V255L79 256ZM95 254H97V253H95ZM173 254L175 255L176 253H173ZM177 254H181V253H177ZM177 254L175 255V257L178 256ZM192 254H193V252L191 251V255ZM224 254L225 255L227 254L226 256H228V253H223V255ZM13 255L9 256V260H10V257H15V255L14 256ZM22 255H19V257H21ZM113 255H114V253H113ZM204 255H207V254H204ZM209 255H207V257ZM217 255H218V253H217ZM219 255H221V254H219ZM245 255H248V254H244L243 257ZM16 256H17V259H18V254ZM23 256H22V259H21V263H22V260H24V262H26V264H27V260L28 259L27 258H26V260H25V258L23 259ZM91 256L92 255H90L89 258H91ZM93 256H95V255H93ZM93 256H92V258H93ZM184 256H186V255H184ZM193 256L195 257V255H193ZM213 256H215V255H213ZM76 257L77 256L74 255V259ZM84 257H86L85 259L83 258L84 260H86L88 258V256L86 254H85ZM187 257H189V256L187 255ZM235 257H234V259H235ZM243 257L241 259H243ZM246 257L247 256L244 257V260L247 259ZM263 257H262V262L264 263ZM40 258H42V257H40ZM45 258L43 260H41V261H44ZM59 258H61L60 255H59ZM65 258L67 259L66 256H65ZM65 258H63V259L65 261L64 263L66 264L67 262H66ZM69 258L71 260V257H68V260H69ZM116 258H114V259H116ZM178 258H179V260H182V255H181V258L179 256H178ZM53 259H55V260H53ZM81 259L82 258L80 257L79 260H81ZM256 259H257V257H256ZM90 260H92V259H90ZM96 260H95V262H96ZM229 260H230V258H229ZM244 260H243V263H245ZM41 261H40V263L43 264V262H41ZM59 261H60V259H59ZM59 261H58V263L62 264V262H59ZM74 261H76V260H74ZM198 261H199V259H198ZM251 261H252V259H251ZM72 262L70 261L67 264H72ZM82 262H83V260H82ZM82 262H80V264ZM97 262H99V261H97ZM247 262L245 264H249V262L248 263ZM15 263H17V262H15ZM21 263H19V264H21ZM46 263H44V264H46ZM84 263H85V261H84ZM174 263H175V260L174 261L171 260V264H174ZM178 263H179V261H178ZM241 263H242V261L239 264H241ZM259 263H260V261H259ZM75 264H76V262H75ZM77 264H78V261H77ZM90 264H93V262L90 263ZM197 264H199V263H197Z\"/></svg>", "mask_w": 264, "mask_h": 264}]
</instances>
